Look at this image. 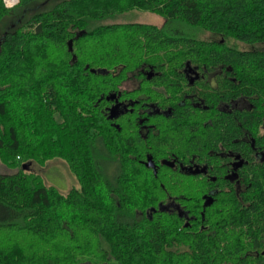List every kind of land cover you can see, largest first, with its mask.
Instances as JSON below:
<instances>
[{"label":"trees","instance_id":"1","mask_svg":"<svg viewBox=\"0 0 264 264\" xmlns=\"http://www.w3.org/2000/svg\"><path fill=\"white\" fill-rule=\"evenodd\" d=\"M137 9L164 21L115 19ZM6 19L0 160L14 170L0 172V264H264V48L227 44L264 43V0L0 1ZM187 66L203 80L188 84ZM192 89L206 106L166 97L169 114L141 111ZM236 97L251 108L217 107ZM227 150L246 159L234 178ZM173 156L209 174L159 161ZM54 157L77 187L25 168Z\"/></svg>","mask_w":264,"mask_h":264},{"label":"flooded vegetation","instance_id":"2","mask_svg":"<svg viewBox=\"0 0 264 264\" xmlns=\"http://www.w3.org/2000/svg\"><path fill=\"white\" fill-rule=\"evenodd\" d=\"M199 70L197 68H193L191 66H187L186 70H185V78L188 81V84H193L196 85V80L201 79L203 80V74H199L198 72ZM186 89H188L186 87ZM194 89H192V93L191 94H156L154 100L150 103L146 102V101H142L141 103V111L145 112V113H154V114H164L167 115L171 112V105L169 104L166 108H162L163 103L165 102V98L168 97V101L166 103L169 102H176L178 105H183L184 103H187L189 105H191L192 107H204L205 102L203 99V94H193ZM113 105H115V108L113 111H111V115L114 116L115 111H117L120 107L123 106V102L122 101H118L115 103H112ZM251 103L249 101V99L245 98V97H236V98H231L229 100V102L226 101H219L218 102V108L221 111H231L234 109L237 110H247L251 108ZM142 127H144L145 125H141ZM246 137L247 135L244 134L241 137V140H243L244 142L246 141ZM249 156L253 157L256 154V147L254 145V140L251 138L250 139V144H249ZM225 153H227L229 155V158H227V162H228V172L226 173V177H230V178H234L236 176L235 172L236 169H238L243 162L246 160L245 157H243L239 151H230L227 150ZM160 162H165V163H169L171 165H176L177 167L182 171V172H186V173H190V174H199L200 175H207L209 174L208 172V168L206 166L205 163H203L202 158H198L195 156H192L191 158H176V157H172L170 160H167L165 158H160L159 159ZM146 162H148V164H153L154 165V160L148 155L146 157ZM155 167V165H154ZM213 177V176H212ZM210 193H213V190H210Z\"/></svg>","mask_w":264,"mask_h":264},{"label":"rangeland","instance_id":"3","mask_svg":"<svg viewBox=\"0 0 264 264\" xmlns=\"http://www.w3.org/2000/svg\"><path fill=\"white\" fill-rule=\"evenodd\" d=\"M130 18H134L135 20H138L140 22L145 23H152L155 25H160L163 23L164 18L154 12L148 11V10H134L133 12H129L125 15H118L115 17L118 21L121 20H127ZM10 22V19H8ZM6 20H4L5 23L0 24V31L2 30V27L6 24ZM197 35L205 36L206 38L214 37L216 36L214 34H211L209 32H203V31H196ZM228 45L237 47L239 49H262L264 48V43H256V44H249L242 41L235 40L233 38H230L227 42ZM128 83H124V87H128ZM26 169H30L32 171H35L39 173L44 181L48 184L54 185L57 189H59L61 192H66L69 188L73 186H78V182L74 174L71 172L69 167L67 166L66 162L59 158L54 157L50 160H48L44 165H39L35 162H30L25 167ZM111 169V167H110ZM14 169L8 168L5 166L1 160H0V172H10Z\"/></svg>","mask_w":264,"mask_h":264},{"label":"built area","instance_id":"4","mask_svg":"<svg viewBox=\"0 0 264 264\" xmlns=\"http://www.w3.org/2000/svg\"><path fill=\"white\" fill-rule=\"evenodd\" d=\"M4 7L12 8L18 3V0H0Z\"/></svg>","mask_w":264,"mask_h":264},{"label":"water","instance_id":"5","mask_svg":"<svg viewBox=\"0 0 264 264\" xmlns=\"http://www.w3.org/2000/svg\"><path fill=\"white\" fill-rule=\"evenodd\" d=\"M151 165H153V164L151 163Z\"/></svg>","mask_w":264,"mask_h":264}]
</instances>
